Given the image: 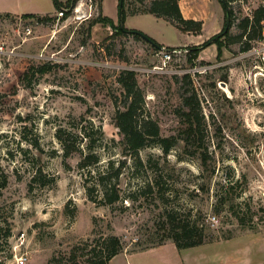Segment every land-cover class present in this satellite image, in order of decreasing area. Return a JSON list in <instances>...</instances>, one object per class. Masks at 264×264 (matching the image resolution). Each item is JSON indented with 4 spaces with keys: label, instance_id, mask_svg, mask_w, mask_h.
Here are the masks:
<instances>
[{
    "label": "rangeland",
    "instance_id": "1",
    "mask_svg": "<svg viewBox=\"0 0 264 264\" xmlns=\"http://www.w3.org/2000/svg\"><path fill=\"white\" fill-rule=\"evenodd\" d=\"M83 1L79 13L84 15L70 12L58 19L54 0H46L56 18L45 22L0 15V264H20V256L26 257L24 264H48L54 256L60 264H87L90 242L108 234L121 239L122 252H131L112 264H173L169 247L161 254L135 252L174 242L164 239L171 210L180 219L191 216L210 224L219 240L231 239L205 248L207 258L219 256L213 259L219 264L264 263L260 61L241 51V42L226 44L225 38L220 51L214 43L197 55L190 50L223 29L222 0H187L203 15L199 32L152 13H132L128 6H144L125 0L124 26L162 44L161 50L131 33L112 35L120 0H92L89 17V3ZM260 5L264 0L232 2L233 35ZM100 13L111 21L89 31ZM263 39L264 22L251 44ZM169 48L177 49L170 57ZM40 65L47 72L32 74L31 68ZM28 68L31 74L25 77ZM124 69L137 74L145 115L157 121L162 136L176 137L169 152L156 144L136 154L123 151L115 115L123 102L117 77ZM193 94L203 139L186 144L179 130L188 109L184 96ZM82 126L104 132L94 135L101 138L95 148L100 162L92 175L79 166L86 139L77 136L75 145L82 149L65 156L56 136L59 127L77 131ZM119 162H124L121 199L111 205L91 200L87 186L99 182L97 171L114 172ZM93 194L101 196V186ZM75 246L81 249L72 260Z\"/></svg>",
    "mask_w": 264,
    "mask_h": 264
},
{
    "label": "trees",
    "instance_id": "2",
    "mask_svg": "<svg viewBox=\"0 0 264 264\" xmlns=\"http://www.w3.org/2000/svg\"><path fill=\"white\" fill-rule=\"evenodd\" d=\"M78 0H67L65 2L54 0L55 8L58 11L61 8L71 7ZM139 4L143 5L144 8H133L129 7L132 13H152L158 17H162L171 23L175 24L182 30L185 31H195L199 32L202 28V21L195 19H187L183 16L179 0H152L148 5H146L145 0H135ZM236 0H222L224 8L225 5L229 8V14L231 17L229 27H226V21L223 29L208 39L202 46L191 48L190 50L193 54L197 55L201 47L207 46L209 44H217L220 51L223 46L222 38L226 39V44L228 42H241V51H248L253 47L251 44V39L256 37V32L260 31L263 27L264 22V5L258 6L253 11L252 16H245L237 24L240 29L238 34L233 35L231 33V27L235 22V14L232 6V2ZM119 23L117 25L112 23L113 34L112 35H126L128 33L133 34L138 39H143L152 44L154 49L161 50L163 45L156 42L154 39L146 35L139 30H130L124 26V14H125V0H120L119 2ZM70 13V10L64 13L63 18H66ZM226 18L227 11L225 8ZM9 16V14H6ZM24 17L36 18L41 22H45L56 17L51 14L38 15V14H24ZM111 20L107 17L98 15L94 18L89 26V31L96 23H109ZM243 38L245 40H243ZM174 48H169L168 51ZM29 69L25 72V77H30ZM33 74L34 71L39 73L47 72L48 67L46 65H40L35 68H31ZM184 78L189 77L188 74H184ZM117 81L121 84L123 102L121 105L117 103V111L115 115V125L119 130L121 135L120 143L123 147V151L130 152L131 154L138 153L142 148L156 144L160 145L165 152H169L174 143L177 141L176 137H164L161 134L160 125L157 121L145 115L144 106V96L142 90L138 86L137 74L132 69L122 70ZM184 105L188 107L187 110L182 112L183 116V126L180 128V136L182 137L186 144L196 141H202L201 133V118L198 116L199 101L196 95L184 96ZM95 133L104 135L99 128L92 133H90L83 126L77 131L68 130L64 127H59L56 131V136L60 140L65 156H71L75 152L80 151L82 148L75 145V139L77 136H81V140L86 139L85 146L86 151L82 152V157L79 162V166L83 169H89L88 172L92 175V167L99 170L100 156L96 152L95 148L99 139V136L94 137ZM102 137V136H101ZM199 141V142H200ZM201 147V146H200ZM206 159V158H204ZM206 161V160H204ZM125 162V161H124ZM124 162H119L117 168L114 172H109L102 174L100 173L99 182L93 184L92 186H87L89 198L94 202H101L103 204H113L121 199L119 180L124 168ZM111 168L113 169V162H110ZM96 170V169H95ZM6 181V178H5ZM97 186H101L102 194L101 196H94L93 192L97 190ZM166 219L164 224L168 225L164 239H172L179 249L189 248L193 246H198L205 243H210L218 241L221 239L219 236H215V232L210 224H204L200 222L198 218L192 219V217L185 218V220L178 217V212L175 210L168 211L166 213ZM90 248L87 249V264H110L111 259L123 251L124 245L121 239L115 234H108L106 236H101L99 238H93L90 242ZM80 246H75L71 250L70 259L74 260L78 257ZM85 249V248H83ZM60 264L61 260L55 256L49 261L48 264Z\"/></svg>",
    "mask_w": 264,
    "mask_h": 264
},
{
    "label": "crops",
    "instance_id": "3",
    "mask_svg": "<svg viewBox=\"0 0 264 264\" xmlns=\"http://www.w3.org/2000/svg\"><path fill=\"white\" fill-rule=\"evenodd\" d=\"M179 6L185 18L200 20L202 21L203 24L204 21L203 15L201 16L194 13L192 6L187 3V0H179ZM222 7L224 10V18H225V9L224 6ZM55 11L56 10H52V7L47 6L46 0H0V15L6 16V14H9L11 16L12 15L20 16L28 13L45 15V14H53ZM229 240L231 239L218 240V241L205 243L189 248H182V249H179L176 246L175 242L170 241L168 243L159 245L157 247L149 248L146 250H140V251L138 250L135 252L146 255L151 253L161 254L167 251L166 247H169L170 249L169 254H171L173 264H219L218 261L213 260V259H218L219 256H212L210 258H207L206 254L204 253V249L207 247H214L222 242H226ZM213 249L215 250L213 251V253H215L216 249L215 248ZM130 253L131 252L128 251L120 252L111 259L110 264H112V261L118 255H123L126 259Z\"/></svg>",
    "mask_w": 264,
    "mask_h": 264
},
{
    "label": "built area",
    "instance_id": "4",
    "mask_svg": "<svg viewBox=\"0 0 264 264\" xmlns=\"http://www.w3.org/2000/svg\"><path fill=\"white\" fill-rule=\"evenodd\" d=\"M85 2L89 5H88V9L90 10V12L88 13V17L91 16L92 12V0H85ZM84 1L83 0H78L74 5H72L71 7H66V8H61L59 9L58 11H56V17L58 19L62 18L64 16V13L68 10H70V12H78L79 15H84V12L83 13H79V11L84 8ZM83 10V9H82ZM31 32V29L30 28H27V33H30ZM168 51V50H167ZM174 51H177V49H172L170 51H168V53H166L168 55V57H170L171 53L174 52ZM247 54H253L255 55L259 61H260V65H259V73L260 75H262L264 77V39L261 40L257 45H253V47L251 49L247 51H245ZM26 260V257L25 256H20L18 258V261L20 264H24Z\"/></svg>",
    "mask_w": 264,
    "mask_h": 264
},
{
    "label": "water",
    "instance_id": "5",
    "mask_svg": "<svg viewBox=\"0 0 264 264\" xmlns=\"http://www.w3.org/2000/svg\"><path fill=\"white\" fill-rule=\"evenodd\" d=\"M225 8H226V11H227V18H226V27H229L230 25V21H231V17H230V14H229V8L227 5H225ZM224 87H226V82H222L221 83Z\"/></svg>",
    "mask_w": 264,
    "mask_h": 264
}]
</instances>
